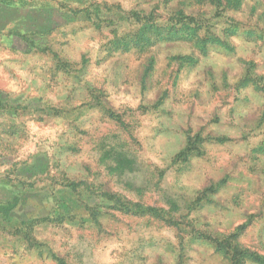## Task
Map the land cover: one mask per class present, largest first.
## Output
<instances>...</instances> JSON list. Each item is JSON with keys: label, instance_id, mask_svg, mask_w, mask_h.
<instances>
[{"label": "rangeland", "instance_id": "rangeland-1", "mask_svg": "<svg viewBox=\"0 0 264 264\" xmlns=\"http://www.w3.org/2000/svg\"><path fill=\"white\" fill-rule=\"evenodd\" d=\"M14 2L0 264H264V0Z\"/></svg>", "mask_w": 264, "mask_h": 264}, {"label": "crops", "instance_id": "crops-1", "mask_svg": "<svg viewBox=\"0 0 264 264\" xmlns=\"http://www.w3.org/2000/svg\"><path fill=\"white\" fill-rule=\"evenodd\" d=\"M22 7L23 8H21V6L15 5L14 0H0V35L3 33V31L13 25L14 18L16 19L17 15H19L20 13L24 14V12H27V8H25L24 6ZM6 189L7 188H4L3 191L6 197H9V195L11 194L13 195V192H11L10 189ZM12 200L10 198H3V195L0 194V209L5 206H12Z\"/></svg>", "mask_w": 264, "mask_h": 264}, {"label": "trees", "instance_id": "trees-1", "mask_svg": "<svg viewBox=\"0 0 264 264\" xmlns=\"http://www.w3.org/2000/svg\"><path fill=\"white\" fill-rule=\"evenodd\" d=\"M67 1H73V2L75 1V2H78V0H67ZM90 5H92V4H88V6H90ZM243 262L244 261H236L237 264H244Z\"/></svg>", "mask_w": 264, "mask_h": 264}]
</instances>
